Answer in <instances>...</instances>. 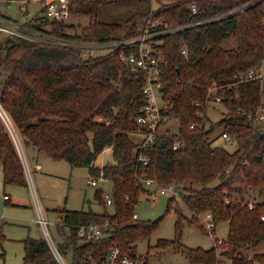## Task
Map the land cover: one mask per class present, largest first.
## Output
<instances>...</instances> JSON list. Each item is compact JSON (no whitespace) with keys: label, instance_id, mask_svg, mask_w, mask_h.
Masks as SVG:
<instances>
[{"label":"trees","instance_id":"trees-1","mask_svg":"<svg viewBox=\"0 0 264 264\" xmlns=\"http://www.w3.org/2000/svg\"><path fill=\"white\" fill-rule=\"evenodd\" d=\"M99 1L71 0L73 12L91 13L80 31L74 30V23L43 14L30 21L58 36L93 41L137 34L149 20H156L150 27L160 32L154 42L164 62V111L179 120L178 130L169 125L161 129L147 151L148 163H142L132 132L139 129L135 117L145 102L144 70L131 68L119 49L91 53L74 44L5 32L0 39V161L5 183L28 185L6 114L24 149L33 146L38 155L87 166L93 176L103 172L114 183L113 211L107 208L102 186L96 195L105 203L103 211L59 208L57 225L64 239L58 248L64 258L72 248L68 264H102L113 243L134 253L136 240L157 228L160 218L141 220L134 215L135 204L148 190L139 177L142 173L159 184H177L193 219L211 212L214 223L230 222L220 253L217 246L183 247L192 264L227 259L232 264L264 263V252L245 250L264 239V124L255 126L247 117L248 110L264 102L261 81L242 83L238 97L230 88H222L228 93L223 101L228 112L218 122L234 134V149L217 143L214 122L206 126L209 89L234 81L239 71L262 66L264 0H159V7L117 21L97 16ZM227 39L235 44L227 45ZM184 44L188 55L182 52ZM107 147L114 160L100 165L97 159ZM175 199L169 198V210ZM92 221L104 225L105 236L88 239L81 233V226ZM24 242V264H62L46 236L29 235ZM174 242L180 238L163 239L159 244ZM0 256H5V250Z\"/></svg>","mask_w":264,"mask_h":264},{"label":"rangeland","instance_id":"rangeland-1","mask_svg":"<svg viewBox=\"0 0 264 264\" xmlns=\"http://www.w3.org/2000/svg\"><path fill=\"white\" fill-rule=\"evenodd\" d=\"M97 5L96 13L99 18L106 21H117L129 17L135 12L143 13L152 7L157 8L160 6V1L102 0ZM28 7L29 11L26 13L21 10L18 1H12L11 5H8L6 1H1V10L20 21L34 16L39 12L41 5L38 2L30 1ZM40 14L43 12L41 11ZM90 17L91 13L88 12H72L67 22L74 23V30L80 31L81 26L88 23ZM69 31H73V29L71 28ZM5 36L6 33L0 31V39ZM226 44L234 45L235 41L227 39ZM104 51L106 49H96L94 53ZM262 68L264 71V60ZM227 112L228 106L225 102L210 100L207 106V121L208 123H215L213 136L217 137V143L234 149L236 143L222 138L224 126L218 122ZM5 116L14 132L22 155L28 185L6 184L4 166L0 163V253L5 250V256H0V264H24V239L29 235L33 237L47 236L40 221L41 215L48 220V228L54 240V243H50L58 251V243L64 239V234L60 232L57 225L61 221L59 208L66 206L69 209L92 208L95 211H103L105 203L101 202L96 191L102 186L103 195L107 199L108 193L113 195L114 183L109 178L93 176L87 166H72L64 158L55 159L49 155H38L33 146L24 149L20 137L15 134L16 131L11 121L6 114ZM169 126L173 130H178L179 120L172 118L169 121ZM113 160L112 151L106 148L99 155L97 163L102 165ZM36 161H39L41 166L36 167ZM92 178L98 179L97 184L90 182ZM159 187L158 184L150 189L148 187V190L141 194L139 201L134 206V212L138 214V218L141 220L160 218L159 225L149 236L136 240L135 252L140 254L142 260L148 264H192L191 259L183 249L184 246H201L204 248L216 246L209 228L210 221H208L207 212H201L198 214L197 220L193 219L194 213L182 195L175 197L177 202H174L169 210L168 202L171 195L160 193L158 190L152 191ZM5 194L8 195V198ZM107 208L113 211L114 204L107 203ZM180 219V232H178L177 226ZM214 227L215 235L228 239L230 231L228 220L215 222ZM66 231H69L68 227H66ZM177 237L180 238V242L159 244L163 239L172 242ZM245 250L251 254L264 252V239L257 245L246 247ZM59 252H56V255H59ZM72 257V248H70L65 253V258H59L63 264H68ZM227 260L228 263H231L229 259ZM195 264L205 263L197 262ZM254 264L264 263L256 260Z\"/></svg>","mask_w":264,"mask_h":264},{"label":"built area","instance_id":"built-area-1","mask_svg":"<svg viewBox=\"0 0 264 264\" xmlns=\"http://www.w3.org/2000/svg\"><path fill=\"white\" fill-rule=\"evenodd\" d=\"M1 1H6L8 5H11L12 1H18L22 11H29L28 3L30 1H35L40 3L41 7L39 12L35 15H42L40 12H43V15L52 20L58 21H67L70 15L72 14L71 0H0V30L4 31L13 36H22L33 40H42L56 44H68V45H77L82 47L86 52L94 53L96 49H119L120 57L123 61L127 62L133 69H142L145 71L146 76L144 79L143 91L145 94V102L141 106L138 114L135 117V121L139 126V129H136L132 132V135L137 143V150L139 151L138 157L142 163L147 164L150 155L147 151L153 146L158 132L163 129L165 126L169 125V121L172 117L164 111L165 101L163 98V78L162 72L164 68V62L157 50L155 45L154 38L160 33L156 29H152L150 26L156 23L155 21H148L145 29L142 32L127 35V36H118L115 38L105 39V40H93V41H76L63 36L55 35L49 32L42 26H36L31 24L32 21L23 20L20 21L11 15L4 13L1 10ZM193 11H196V3L193 4ZM34 15V16H35ZM33 17V16H32ZM181 27V26H180ZM176 27V28H180ZM176 28H165L164 30H173ZM182 52L186 55L189 53L188 46L184 44ZM234 81L226 84L223 87H211L209 89V97L211 100L224 101L228 96L227 91L222 90L224 88L227 90L230 88L235 97L239 96V87L242 83L250 80L259 79L261 81V87L264 89V71L262 66L251 67L247 70L239 71L235 74ZM262 100L264 101V92L262 93ZM247 117L251 123L255 126L264 124V102L258 105L255 108H252L247 111ZM211 123H208L206 120V126H209ZM192 127L195 124H191ZM14 134V132H13ZM15 134L18 136L17 132ZM222 138L226 141L233 142L234 134L224 130L222 133ZM19 137V136H18ZM176 142L175 146H177ZM104 174L98 176V178H103ZM140 179L144 182L149 189L152 186L158 184L160 187L153 189L152 191L158 190L160 193H166L173 197L183 196V192L180 187L175 183L169 184H159L155 178L146 177L144 173L139 175ZM91 183L97 184L98 179L92 178ZM8 197V195H6ZM107 203H114L113 195L111 193L107 194ZM249 206L253 207L254 202L250 201ZM135 217H138V214H134ZM207 217L209 223V228L211 229V234L215 239V244L218 247V253L221 252L219 248L225 238L215 235L213 231L214 223L212 222L211 212H207ZM264 217V216H263ZM40 221L43 224V227L47 233V239L49 243L53 242L52 234L48 228V220L45 216L40 217ZM81 233L88 239H100L106 235L104 225L98 222H89L81 226ZM50 243L51 247L52 244ZM55 254L57 251L52 247ZM62 258L63 255L59 252L57 257ZM58 259L60 260V258ZM62 263V262H61ZM102 264H148L145 260H142V257L137 252H129L124 250L118 244L113 243L109 250L107 251L105 258ZM212 264H232L228 262H215Z\"/></svg>","mask_w":264,"mask_h":264},{"label":"crops","instance_id":"crops-1","mask_svg":"<svg viewBox=\"0 0 264 264\" xmlns=\"http://www.w3.org/2000/svg\"><path fill=\"white\" fill-rule=\"evenodd\" d=\"M107 148L111 149L110 147H107ZM0 163H1V161H0ZM39 166H41V163L39 161H36V167H39ZM5 196H6V194H5ZM24 253H25V251H24ZM1 257H3V256H1Z\"/></svg>","mask_w":264,"mask_h":264},{"label":"water","instance_id":"water-1","mask_svg":"<svg viewBox=\"0 0 264 264\" xmlns=\"http://www.w3.org/2000/svg\"><path fill=\"white\" fill-rule=\"evenodd\" d=\"M17 142V141H16ZM17 145H18V143H17ZM61 261V260H60ZM63 264V263H62Z\"/></svg>","mask_w":264,"mask_h":264}]
</instances>
